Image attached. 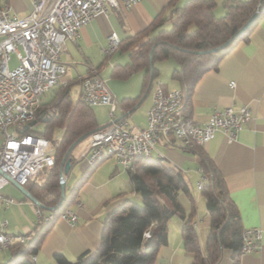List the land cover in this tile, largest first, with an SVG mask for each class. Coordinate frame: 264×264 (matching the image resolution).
Segmentation results:
<instances>
[{"label":"crops","instance_id":"crops-1","mask_svg":"<svg viewBox=\"0 0 264 264\" xmlns=\"http://www.w3.org/2000/svg\"><path fill=\"white\" fill-rule=\"evenodd\" d=\"M185 1L139 0L129 8L122 7L121 10H115L109 6L107 12L95 15L80 30V34L75 40H67L66 49L60 55L61 61L66 66V73L61 77L60 82L49 90L52 93L51 99L45 102L44 94L41 104H48L54 97V89L68 81L73 82V85L79 83L81 90V79L95 69L100 77L104 79L108 76L111 77L106 81L119 103L115 118L126 117L130 120L129 116L132 115V112L138 108L146 96L151 94L150 103L144 110V117L134 114V120H132L137 126H146L147 111L152 104L153 84L160 80L167 90L181 88L180 82L172 77V72L178 64L171 57L165 58L169 71L167 77L164 78L160 76L161 64L155 63L159 74L143 93L145 78L143 69L133 72L128 77H121L113 73L116 64L122 66L129 61V51L122 50L118 45L111 54L107 55L103 49L109 45L108 36L113 31L118 34L120 42L123 43L136 33L148 28L157 18H167L163 22L162 26H164L169 20L173 6H180ZM223 1L222 7H224ZM4 3H8L11 12L19 16L27 15L33 7L32 0L0 1V5ZM162 26L161 28H163ZM155 32L156 30L152 31L151 35ZM117 51L126 52L128 58L115 62L111 60L110 75L108 71L107 73L106 71L101 72L106 59ZM101 55H104V58L100 59L101 61L97 65L96 60ZM131 79L134 80L130 82ZM231 81L235 82L233 86L230 84ZM80 90L78 98L76 100L72 98L73 101L80 99ZM141 94V99L136 106L129 108L123 103L124 98L137 97ZM233 103L237 106L248 105L252 110L251 118L238 131L236 137L231 139L224 131L219 130L213 139L200 148L221 171L229 195L238 208L244 229L259 227L262 231L259 247L251 252L242 253L238 264H264V12L252 28L248 38L240 41L226 53L219 61L217 68L206 71L199 78L188 100V113L196 122L203 123L215 109H222ZM92 107L95 112L94 106ZM97 112L101 117L99 109ZM95 115L97 118L96 112ZM48 116V112L42 113L38 122L46 123ZM110 121L111 119L101 122L97 119L99 127L110 123ZM31 131L33 130L31 129ZM48 138L52 143V138ZM2 142L3 134L0 132V146ZM57 143H52L55 150ZM87 143L80 150L75 152L74 149L72 150L74 161L69 172L64 175L66 185L67 176L72 171L76 172V183L71 191L74 195L68 201L66 208L77 213V220L71 223L67 219L59 217L52 222L46 230L38 250L30 254L31 258L36 255V260L32 259L34 264H57L54 259L56 253H63L69 259L74 260L82 253L94 250L100 243L104 221L109 213L118 208L125 200L139 194L133 187L129 170L119 164L116 158L107 157L91 166L83 157L88 146ZM156 148L152 157L158 158L159 152H161L164 155L161 162L168 167L180 170L188 182L190 192H180L179 200L195 224L201 250L206 252L211 217L206 207V198L202 194L201 188H198V182L202 181L204 185H207L209 179L205 176L200 164V156L193 149L177 144H168L164 140H159ZM33 179L41 182L43 176L39 174ZM195 185L200 189V193L193 189ZM1 192L5 196L14 198L10 204H0V220L7 219V225L3 229L5 233H31V236L34 237L43 229V225L38 222L36 203L29 199L12 181L2 187ZM71 195L67 197L66 201ZM166 225L168 228L167 242L159 248L154 264H193V253L188 251L184 244L183 219L173 216L166 222ZM14 253L13 245L2 246L0 244V264L12 260ZM218 264H234L231 249L223 250L222 258Z\"/></svg>","mask_w":264,"mask_h":264},{"label":"trees","instance_id":"trees-1","mask_svg":"<svg viewBox=\"0 0 264 264\" xmlns=\"http://www.w3.org/2000/svg\"><path fill=\"white\" fill-rule=\"evenodd\" d=\"M259 2L260 0H224L225 13L221 16L215 13L216 0H186L180 6L175 5L168 18L171 21L170 28H161L167 18H157L145 30L123 43L120 42L119 47L129 51V61L122 66L116 64L113 73L128 77L143 69L144 93L159 74L156 61L173 58L178 66L173 70L172 77L180 82L181 88L187 93L185 110L189 112L188 100L196 82L206 71L217 68L226 53L248 38L264 12V0L260 16L250 28L222 46L256 11ZM72 85L73 82L68 81L57 86L53 99L48 104L42 103L35 114V117L44 112L49 114L43 135L50 137L56 127L64 128L56 145L54 166L50 170L41 171V182L32 178L24 184L45 205L46 208L39 207L44 214L55 209L53 206L59 205L60 169L66 150L79 136L99 128L93 107L81 99L72 100ZM141 96L142 94L124 98L123 103L132 108L138 104ZM201 146L193 145L188 148L198 152L202 169L209 179L208 184L201 188L211 217L206 252L201 250L195 224L179 200L180 192H190L184 174L166 166L159 158L149 157L136 159L128 169L133 187L141 196V203L125 200L105 219L100 243L94 250L84 252L74 260L63 253H56V263L154 264L159 248L167 242L166 222L173 216H178L184 222V244L193 253V264H218L225 248L232 250L234 264H238L244 231L240 214L229 195L221 171ZM70 156L73 162L72 152ZM73 195L74 193L56 209H65ZM51 224L43 225V229L27 242L13 244L14 257L3 264H34L30 254L38 250ZM147 231L149 235L145 234Z\"/></svg>","mask_w":264,"mask_h":264},{"label":"built area","instance_id":"built-area-1","mask_svg":"<svg viewBox=\"0 0 264 264\" xmlns=\"http://www.w3.org/2000/svg\"><path fill=\"white\" fill-rule=\"evenodd\" d=\"M32 1L33 7L25 16L12 13L8 3L0 5V132L3 134L0 146V204L14 201V198L1 192L11 179L24 185L55 164V147L51 140L31 130H21L36 118L42 96L53 89L66 73L60 55L66 49L67 40H75L80 30L95 15L107 12L109 6L121 10L139 0ZM108 40L109 45L103 49L107 55L120 43L115 31L111 32ZM12 53L17 58L14 66L11 65ZM230 84L233 86L235 82ZM80 99L91 106H108L111 118L110 123L90 134L83 157L91 166L107 157H114L129 169L136 159L152 157L159 140L182 147L204 145L219 130L232 139L252 116L248 105L233 103L215 109L205 122H196L185 110L186 91L182 88L167 90L157 80L153 84L146 126H137L126 117L115 120L119 103L107 81L95 69L81 79ZM158 158L163 161L164 155L159 152ZM203 186L202 181L198 182V188ZM39 207H36V212L42 225L51 224L59 217L74 223L78 217L70 208H55L44 214ZM6 225L7 219L0 220L2 246L25 243L32 238L31 233H5L3 229ZM145 234L149 235V231ZM261 238V228H245L241 252L256 250ZM32 259L36 260V255Z\"/></svg>","mask_w":264,"mask_h":264},{"label":"rangeland","instance_id":"rangeland-1","mask_svg":"<svg viewBox=\"0 0 264 264\" xmlns=\"http://www.w3.org/2000/svg\"><path fill=\"white\" fill-rule=\"evenodd\" d=\"M2 1V0H0ZM217 1V6L215 8V13L216 15L218 16H221L225 13V8L222 7V0H216ZM163 28H170L171 27V22L168 20V22H166V24L164 26H162ZM12 59H11V65L14 66L17 64V59H16V54L15 53H12L11 55ZM104 58V55H101L99 58H97L96 60V63L97 65H99L100 63V59ZM128 58V55L126 52H116L114 53L113 55H111L109 58L106 59V62L103 64L102 68H101V72L103 71H108L109 75H110V72H111V60L112 61H123V59H127ZM172 61V59H170ZM164 62V63H162ZM156 64L157 65H160V76L162 77H167L168 75V71H169V66H168V63L165 61V59L163 60H158L156 61ZM107 76V75H106ZM103 78V77H102ZM111 77L108 76V78L106 79H110ZM105 79V80H106ZM118 81V79H116ZM132 80L134 79H131L130 82H132ZM120 82V81H118ZM111 83V81H110ZM132 84V83H131ZM137 89V88H136ZM79 90H80V84L79 83H75L73 86H72V89H71V96L73 98V100H76L79 96ZM137 91V90H136ZM51 96H52V93L51 91H48L45 93L44 95V101L47 102L51 99ZM150 99H151V94H149L148 96H146L141 104L138 106V108L136 110H134L132 112V115L129 116L130 118V121L134 120V114L135 116H140V117H144V110L146 107H148L149 103H150ZM94 109H95V112L97 114V119L98 121H101V122H107L109 121L111 118H110V115H109V107L108 106H99V105H95L94 106ZM98 109L99 111L101 112V117H99L98 115ZM45 128V123H42V122H38L36 123L33 127H32V130L33 131H36V132H43ZM11 129V128H10ZM63 133V127H57L53 132H52V135L50 136L52 138V143L53 144H56L61 135ZM89 143V136L87 138H85L84 140H82L75 148H74V152L77 151V150H80L82 148H84V146L86 145V143ZM87 143V145H88ZM76 183V172L75 171H72L68 176H67V184L65 186V191H66V195L67 197L70 196L72 194V188L74 187ZM195 190V192H198L200 193V189H198L195 185V187L193 188ZM135 203H141L142 199L140 197V194H138V196H132L131 198Z\"/></svg>","mask_w":264,"mask_h":264},{"label":"water","instance_id":"water-1","mask_svg":"<svg viewBox=\"0 0 264 264\" xmlns=\"http://www.w3.org/2000/svg\"><path fill=\"white\" fill-rule=\"evenodd\" d=\"M262 1L260 0L256 11L250 16V18L241 26V28L236 32V34L226 43H224L222 46L228 44L230 41H232L233 39H235L236 37H238L239 35H242L243 33H245L250 26L254 23V21L260 16L261 13V9H262ZM220 46V47H222ZM151 62H152V58H151ZM40 117L34 118L32 121H30L29 123L25 124L22 128V132L25 131H29L32 129V127L38 122ZM118 118H115V120H117ZM108 124V123H107ZM105 125L100 126L99 128H102ZM91 132H87L82 134L81 136H79L66 150L64 158H63V162L61 165V169H60V176H61V198L59 201V205L65 201V199H67V195H66V191H65V177L64 175L67 174L72 166V157L70 156V153L72 152V150L75 148V146L80 143L83 139H85ZM10 181H12L29 199H31L33 202H35L38 206L40 207H45V205L41 202L38 201V199L33 196L28 190L27 188L18 183L16 180L11 179ZM57 206H53V208L58 207Z\"/></svg>","mask_w":264,"mask_h":264},{"label":"bare ground","instance_id":"bare-ground-1","mask_svg":"<svg viewBox=\"0 0 264 264\" xmlns=\"http://www.w3.org/2000/svg\"><path fill=\"white\" fill-rule=\"evenodd\" d=\"M36 206H38V205L36 204Z\"/></svg>","mask_w":264,"mask_h":264}]
</instances>
